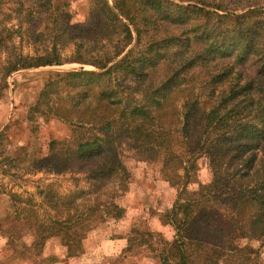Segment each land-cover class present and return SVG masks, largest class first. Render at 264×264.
Returning a JSON list of instances; mask_svg holds the SVG:
<instances>
[{"label": "trees", "instance_id": "1", "mask_svg": "<svg viewBox=\"0 0 264 264\" xmlns=\"http://www.w3.org/2000/svg\"><path fill=\"white\" fill-rule=\"evenodd\" d=\"M8 1L20 11L28 0ZM35 1L59 35L78 38L71 61L94 69L42 72L30 113L46 110L65 123L67 137L48 138L44 155L32 154L30 163L46 172L91 163L86 177L96 193L71 213L32 220L30 264H65L83 253L84 239L106 218L123 217L118 165L136 157L183 164L184 190L200 157L211 178L156 218L158 230L130 224L126 235H116L126 239L122 256L136 244L159 264H264V0H83L81 18L68 0ZM28 13L29 28H38L44 19ZM248 60L253 69L245 75ZM59 64L52 45L16 53L4 75ZM172 133L182 140L179 153L169 146ZM27 147L5 151L0 168ZM43 198L52 205L49 188ZM0 236L18 246L6 229Z\"/></svg>", "mask_w": 264, "mask_h": 264}, {"label": "rangeland", "instance_id": "2", "mask_svg": "<svg viewBox=\"0 0 264 264\" xmlns=\"http://www.w3.org/2000/svg\"><path fill=\"white\" fill-rule=\"evenodd\" d=\"M37 2L35 0L23 2L21 10L16 11L14 3L0 0V159L5 151L19 145H28L20 154L22 155L20 160L0 168V229H6L14 244L18 245L10 247L5 243L3 235L0 236V264H30L27 257L33 253L31 248L28 249L31 243L29 236L32 234V220L63 215L66 208L71 213L73 207L80 209L91 203L96 193L95 185L90 184L94 181L86 177V171L93 166L91 163L75 165L62 172L38 170L30 163L32 154L41 157L44 155L45 141L48 138L67 137L65 123L51 116L47 118V113H44L46 110L42 113L36 111L30 113L29 106L34 103L36 93L42 84L44 77L42 72L53 69H77L80 66L84 69H94L89 65L71 61L74 43L79 41L78 38L68 41L65 36L59 35L53 23L46 19L45 9ZM68 2L69 11H76L77 17L81 18L85 9L84 1ZM29 11L32 16L44 19L43 23L33 30L26 22L29 19ZM93 41L91 43L95 45ZM100 44L101 42H97L96 47ZM52 45L55 46L61 64L19 69L7 76L4 75L7 59L16 53L39 54L44 49L49 50ZM241 68L245 75H250L253 64L248 60ZM59 95L65 96L64 89ZM167 138L171 149L178 153L182 151V140L176 133L169 134ZM121 161L118 167L120 174L125 177V185L123 181L121 182V185L125 186V191L117 201L125 208V213L119 220L106 218L98 226L100 229L98 234L109 237L108 240H112L116 235H126L130 224L138 225L142 230H158L157 219H162V214L176 199L189 197L188 191L196 189L198 182H207L211 178L207 161L203 157L194 162L189 172L186 190L182 186L185 181L181 170L183 164H178L175 159L165 162L166 164H161L159 159L150 161L143 157L126 158ZM103 182L98 179L97 184H101V187L109 186L102 185ZM47 188L51 191L50 206L43 198ZM151 241L152 248L157 250L153 236ZM20 244L23 247L19 251ZM249 245L254 248L257 246L255 242H250ZM47 247L51 253L52 243H48ZM146 248L147 246L135 244L129 254L122 256L120 251L112 256H92L89 263L159 264L155 254L149 253ZM9 253L16 255L15 258L9 256ZM19 256L21 257L18 258ZM56 263V260L50 261V264Z\"/></svg>", "mask_w": 264, "mask_h": 264}, {"label": "crops", "instance_id": "3", "mask_svg": "<svg viewBox=\"0 0 264 264\" xmlns=\"http://www.w3.org/2000/svg\"><path fill=\"white\" fill-rule=\"evenodd\" d=\"M100 229H98V232ZM109 237L99 235L98 233H91L84 239V251L77 256L67 259L65 264H93L89 263L92 256L105 255L112 256L117 255L126 245V239L120 236L114 237L112 240H108ZM56 264H62L57 261Z\"/></svg>", "mask_w": 264, "mask_h": 264}]
</instances>
